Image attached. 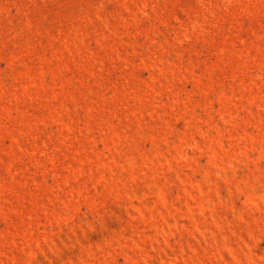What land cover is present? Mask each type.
<instances>
[{"label": "rangeland", "instance_id": "obj_1", "mask_svg": "<svg viewBox=\"0 0 264 264\" xmlns=\"http://www.w3.org/2000/svg\"><path fill=\"white\" fill-rule=\"evenodd\" d=\"M0 264H264V0H0Z\"/></svg>", "mask_w": 264, "mask_h": 264}]
</instances>
